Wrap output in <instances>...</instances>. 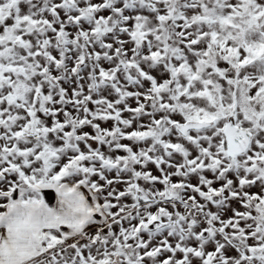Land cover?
Listing matches in <instances>:
<instances>
[{
    "label": "rangeland",
    "instance_id": "obj_1",
    "mask_svg": "<svg viewBox=\"0 0 264 264\" xmlns=\"http://www.w3.org/2000/svg\"><path fill=\"white\" fill-rule=\"evenodd\" d=\"M64 179L61 264H264V0H0V205Z\"/></svg>",
    "mask_w": 264,
    "mask_h": 264
},
{
    "label": "crops",
    "instance_id": "obj_2",
    "mask_svg": "<svg viewBox=\"0 0 264 264\" xmlns=\"http://www.w3.org/2000/svg\"><path fill=\"white\" fill-rule=\"evenodd\" d=\"M105 214L94 188L81 179L20 187L1 200L0 264H61L64 245L79 247Z\"/></svg>",
    "mask_w": 264,
    "mask_h": 264
},
{
    "label": "water",
    "instance_id": "obj_3",
    "mask_svg": "<svg viewBox=\"0 0 264 264\" xmlns=\"http://www.w3.org/2000/svg\"><path fill=\"white\" fill-rule=\"evenodd\" d=\"M223 134L226 150L229 153H239L246 148L249 135L245 130L235 126H226Z\"/></svg>",
    "mask_w": 264,
    "mask_h": 264
},
{
    "label": "flooded vegetation",
    "instance_id": "obj_4",
    "mask_svg": "<svg viewBox=\"0 0 264 264\" xmlns=\"http://www.w3.org/2000/svg\"><path fill=\"white\" fill-rule=\"evenodd\" d=\"M224 130V129H223ZM223 138H224V134H223ZM223 144H224V146H225V148H226V145H225V139H224V141H223ZM243 151V150H242ZM241 151V152H242ZM240 153V152H239ZM234 154H236V153H234Z\"/></svg>",
    "mask_w": 264,
    "mask_h": 264
}]
</instances>
